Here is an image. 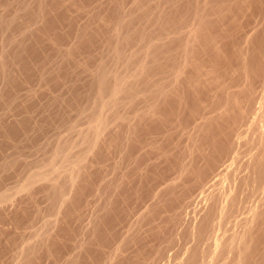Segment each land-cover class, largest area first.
<instances>
[{"label":"rangeland","instance_id":"1","mask_svg":"<svg viewBox=\"0 0 264 264\" xmlns=\"http://www.w3.org/2000/svg\"><path fill=\"white\" fill-rule=\"evenodd\" d=\"M140 1L141 0H139V1L137 0V2L140 3L139 5H141ZM147 1H148V3H147ZM173 1H175V0H172V2ZM180 1L181 2H179V0L177 1L179 3H176L175 4L176 7H175L172 4L170 5L171 2L170 1L167 2V0H146V1L142 0V2L145 3V4L143 3L144 5H142V8H144V10H145L143 12L142 11L143 9L141 10L139 8L138 3H136V6L138 5L137 8H139L140 10L135 8L134 4H135L136 0H0V15H1L0 16V71H1L0 72V126L1 127L0 128L2 129V131L0 129V173H1L0 174V178H1L0 179V196L8 195V201L5 202L4 204H3V202H1V204H0V264H11V263L12 264H14V263L15 264L16 263L17 264H21V263L22 264H32V263L33 264H77V262H78V264H114V263L115 264L116 263H118V264H128V263L129 264H139V263L140 264H145V263L146 264H156V263L157 264H191V263L192 264H205V263H207V264H213V263L214 264H223V263L224 264H229V263L235 264L233 262L236 258L235 256H237L235 253L236 251L231 253V251H233V250L229 251V248L227 249V246L229 244L231 245V243H232V241H231L232 239L230 238V237H232V236H230L233 234L232 232H234V233H238V231L241 232L240 229L243 228V226H244L243 223H244V220L247 216L243 215V217H242L244 219L243 220L239 216L240 215L239 214V215H237V218H235L236 220L234 219L231 223H228V226L226 224L225 226H227L230 230L228 228H226L225 226H224L225 230H222L221 228L224 229V227L223 226L220 227L221 225H220L219 221H215L213 224L214 227L211 228L212 231L213 230L215 231V233L213 232L214 236L212 234V231H210V229H209L210 232L207 231L206 232L207 234L205 233V236L206 235L207 236L206 237L203 236L202 240L200 239L201 242H198L199 240L197 238L193 237L192 232H196V230H198L197 225L199 224V221H201L200 220L202 217L201 214L204 212L205 208H207V204H205L206 201L203 199L204 198L203 195H201L202 191L198 190V188L196 186H193L194 184L196 185L195 178L193 176H191L192 178H190V177H189V179L187 178V180L185 178L186 182L184 181V177L181 180L179 179L180 169H181L180 163L181 162H184V163L190 162L189 161L190 158H188L189 154L187 155V152L185 150V149L189 148V146L192 144L190 141V137H189L190 133L194 132V127L196 126L197 123L200 124L203 122V120H204L203 118L206 114H207L206 117L213 116L214 113L216 114V113H218V111L220 112L222 110V109H220V107L217 105V102H216L217 98L219 96H221V93L217 92V89L213 90V89H210L211 87L207 88V86H206L205 89H199V90L197 89L199 92L197 90L195 92H193L194 89L190 90L191 86L188 85V80H189L188 79L187 81L184 80V82H182L180 85H178V87H180V89L177 87V94H175V96H177V97H175V96L169 97L166 100L165 99L161 100L160 98H157V99L155 98L154 101H156L157 105L150 98L148 101H138L137 100V102H135V104L134 103H128V100H125L126 102L125 101H123V102H125L126 104L124 105V103L122 102L121 103L122 106L120 105L117 111H112V110L108 109V111L106 110L108 112V115H107V112H104L106 114V117L108 118V120L110 122L109 123L110 125L108 126L109 128L105 129L103 131V133L101 134V142H103V144L100 142L101 144H99L97 146V148H95L94 150H92L88 153L87 149H84V148H86V146L83 144V142L82 143L79 142L81 140V138H80L81 136H80L79 132L81 133V131H85L86 129H88V127L91 125L92 120H93L92 115H91L92 111H93L92 110V108H93L92 104L94 103V99H95L94 97H95L96 91H95V87L92 84L93 82L91 81V79H92L90 76L91 71L98 69L99 65L103 62L107 63V64L105 63V66L107 69L111 70L115 67V64H114L115 62L112 61V59H113L112 53L114 51L113 47H115L117 45V42H116L117 40L113 41L114 38L110 39V37L112 36V34H114V32H112V30L115 31L114 29L118 25L119 21L117 20V18L119 19L122 16H125L128 14H133V13H134V17H136L135 20H133L134 18L132 19L133 23L131 22L132 24L130 23L128 25L129 27L125 26V28L123 27L124 30L122 29V33H123L122 37H126V35L128 36L129 34L133 37L132 38L133 42L128 45V48H127V46L124 47V50H123L124 53H131L133 51H136V49L142 50V48H140V46L142 47L143 43L142 44L138 43L140 41L141 36H145L148 38L150 35L153 34L154 37L151 36L149 38H152V39L155 38L156 34L159 32V29H155L157 33L154 32L155 30H153V33H152V28L153 29L157 28L155 26V24H156L155 19L158 20V18H159V20H160V21H158L159 23H163V22L165 23V21H166V24H162V25L166 26L165 28H168L166 30V32L171 31L169 29H172L171 33L176 32L178 34H180V33L182 34V32H183L182 35L181 34L178 35L182 38V40H179L177 42H173L172 44L170 43L166 46L167 48L166 47L163 48L164 51L167 50V51H165V52H167V54L169 52L168 55L173 56L175 50L177 48L178 49L181 48L185 44V41L188 39L189 35L191 34L189 31L190 27H191L190 25H191V23H193L191 21L195 17L194 11L197 10V9H195V5L198 4L199 6L200 5L202 6L204 4V2H207L209 5L208 7L209 8L213 7V8L212 9L207 8V10H209L210 12L206 11L207 12L206 18L207 17H209V18L205 20V23L207 20L208 21L206 24L203 23V25H201V29L200 28L198 29L201 36H199V38L196 39V41H195V44H196V46L198 45V47L195 48L196 50L194 51V55H196V59H198V63L200 64L201 68H203V70H205V71L207 69H208L207 71L213 70V71H217L218 73L220 72L221 74L223 72L226 73L225 69L228 68V64L230 61H225L224 57L221 58V62H219L220 60L216 59V58L215 59L211 58L212 60L209 59L210 54L209 55H208V53L206 54V50L209 49L208 46H209L210 38L211 37L216 38V39H217V37L219 38V43L221 45H223L222 47L224 48V51L229 52V54L226 55V56H228V59H229L231 57V56L229 57V55H231L232 51H233V46H236L237 42H238V45L241 42V36L240 35H241L242 31L244 30V27L249 26L248 28L249 29L251 28L250 30H253V28L255 30V29H257L256 27H258L257 25H260V23H258V22H261L262 19H264V17L262 18V16L264 15V12H263L264 11V9H263L264 4H262L263 3L262 0L261 1L260 0H256V1L252 0V1H254V3H252L251 0H247L248 1L247 3H249V2L250 3L247 4L245 7H249V9L245 8L243 6L242 2H240L239 0L238 1L237 0H232V1L214 0V2H212L213 0H211V1L210 0H208V1L204 0V2L202 0H201L202 2H199L200 0L199 1L198 0H194V1L193 0H189V1L188 0H180ZM165 2H167V4ZM184 2H186V3H184ZM119 4L121 6H119ZM158 4H160L159 7H158ZM254 4H255V7H254ZM116 5H117V7H116ZM122 5H123V7H122ZM155 5L158 8V10H156V11H154L156 8ZM165 5L167 6V9H166ZM198 5H197V7H198ZM220 5H223L224 7L223 6L221 7ZM226 5H228L229 7ZM118 6H119V8H118ZM192 6H194V7H192ZM261 6H263L262 7L263 10L261 9ZM161 7L163 8V11H161L162 10V9H160ZM250 7H251V9H250ZM256 7H258V9ZM133 8H135V9L133 10ZM220 9H222V10L220 11ZM259 9L262 10L263 15H262V13H260L261 10H259ZM120 10L121 11L123 10L122 15H121ZM172 10L175 14L172 12ZM214 10H215V13H214ZM250 10H251V13H250ZM159 11H161V14H162L161 19L159 16ZM187 11H189V12H187ZM237 11H238V13H237ZM148 12H149V14H147ZM216 12H217V14H216ZM209 13H211V14L208 16ZM230 13L232 15H230ZM146 14H147L148 18L153 15L151 17V19L154 17L153 21L148 20V18H146L147 19L146 20L145 19ZM150 14H151V16H150ZM182 14H184V15H182ZM157 15H158V18H156ZM192 15H194V17ZM218 15H220L221 17ZM222 15H224V16L226 15V16L225 17L223 16L224 17L223 18ZM12 16H13V18H12ZM175 16H177V17H175ZM191 16H192V19H191ZM240 16H242V18ZM170 17H172V19ZM253 18H255L254 19L255 21L253 20ZM178 19H179V21H178ZM215 19L216 20L224 19L225 21L223 20L222 23H223V25L226 24L225 25L226 27L223 26L224 28H219L217 25L218 23H217V21H215ZM241 19H242V21H241ZM189 20L191 22L190 24L187 23V21H189ZM150 21L152 22L151 31H150V28L148 27L149 23H147ZM180 21H181V23H180ZM231 21H234V22H231ZM182 22H183V25H182ZM239 22L241 23V25ZM153 23H155L154 26H153ZM213 23H214V25H213ZM233 23H234V25H233ZM115 24H117V25H115ZM143 24H145V25H143ZM184 24H186V25H184ZM106 25H108V26H106ZM111 25L113 26V28H111ZM150 25H151V23H150ZM175 25H178V26H175ZM232 25H233V27H232ZM236 25H239L242 28L238 30V28H240V27L236 26ZM130 26H131V28H130ZM132 26H134V27L132 28ZM215 26H217V27H215ZM254 26H256V27H254ZM106 27H109V28L107 29ZM145 27H147V28L145 29ZM184 27H186V28L184 29ZM235 27H236L237 31H235L236 29H233ZM260 27H261V25L258 28H260ZM144 29H145V31H144ZM213 29H215V30H213ZM249 29H245V30H249ZM125 30L127 31V33ZM173 30H175V31H173ZM245 30L243 31V33L248 32V35H251L250 31H245ZM223 31H226V32L224 33ZM143 32L146 34H144ZM221 32H222V34H219ZM212 33H213V35H212ZM252 33H253V31H252ZM147 35H149V36H147ZM238 35L240 38L236 37ZM88 36H89V38H88ZM134 36H135V38H134ZM172 36H173L172 34L169 35V37H172ZM228 36H231L232 38H228ZM113 37H114V35H113ZM225 38H227V39H225ZM237 38H238V40L240 39V41H237L236 40ZM12 39H13V42L11 43L10 40H12ZM134 39L136 41L137 40L138 41L136 42ZM231 39L232 40L235 39L236 43H234ZM145 40L147 41V39H145ZM114 42H116V44H114ZM198 42H200V44ZM134 43L136 44V46ZM146 44H144V45H146ZM180 44H182V46ZM170 45L173 46V47H171V49H174L171 51V53L169 51L171 49L168 50V48H170ZM137 46H139V47H137ZM206 46L208 48H206ZM225 47H227V48H225ZM133 48H134V50H133ZM4 50H6V51H4ZM179 50H176V51L179 52ZM67 51L73 52V55H70V57H68L66 54ZM21 53H23V54H21ZM222 59H223V61H222ZM151 60L152 59H150V61ZM163 60L164 59L160 60L157 64L159 65L158 67H160L161 64L164 65L168 61L167 66H164V69L158 68V67L156 68V67H154L152 61L149 62L148 65H149V67L151 66L150 67L151 70L149 71V69H148V71L151 73H149L147 71L148 74L151 75V76H149V78L152 77L153 79H156V80L160 78L159 79L160 82L162 80H163V82L165 80H169L165 77L166 74L162 75V76L165 75L164 76L165 78L162 80H161V78H163V77L160 74H157V73H162L159 70L164 71L166 69H169L171 66H173V65L169 64V60L167 58H166V60H164L165 63ZM217 61H218V63H217ZM224 61H225V63H222ZM170 62H172V61H170ZM173 62H172V64H174ZM226 62L228 64H226ZM159 63H161V64H159ZM209 63L211 65H209ZM225 64H226V67H225ZM231 64L232 65L234 64V62H232V59H231ZM222 65H224V67H222ZM220 66L224 69H221ZM110 67H112V68H110ZM152 67L156 68V69L152 70ZM209 68H212V69H209ZM219 68H220V70H219ZM123 69H124L123 64H120L117 66V70L122 72ZM222 70H223V72H222ZM152 72H154L156 75H153L154 73H152ZM227 72H228V70H227ZM224 73L222 75H220V77L223 78L222 80L223 81L226 80L225 82H227V83L231 81L228 84H231V83L234 84V82H232L233 77H232V79L229 80L228 78H231L230 76L229 77L227 76V75H229V73L228 74H224ZM155 76H157V78ZM223 76H225V77L227 76V78H225ZM188 78H189V76H188ZM205 78H207V77H205ZM224 78H225V80H224ZM227 79H228V81H227ZM162 83H160V84H162ZM166 83L170 86L168 81ZM141 85H139V86L141 87ZM186 85H187V87H186ZM92 87H93V89H92ZM188 87H189V89H188ZM234 88L231 90L232 91L238 90V87H234ZM208 89H210V90H208ZM259 89L262 91H260L258 89H257V91H259L260 93L263 92L262 87H260ZM191 91H192V93H191ZM203 92H205V93H203ZM259 92H257L256 94L260 95ZM207 95L209 97H207ZM211 96H212V98H211ZM223 96H224V94L220 98V100H222V102H223V98L225 99L226 95L224 97ZM215 98H216V101H215ZM158 100L160 102L159 105H158V103H159ZM199 100H201V102L202 101L203 102L201 103ZM198 102H199V104H198ZM214 102H216V106H214L215 105ZM152 103H154V104H152ZM174 103L176 106H174ZM195 103H197V104H195ZM150 105H153V108H154V106H156L155 107V108H157L156 112L159 111L157 113H159L158 114L159 116L161 115L160 116L161 120L158 119L157 117H156V119L154 117V120L157 121V119H158V120H160V123H158L159 121L156 122L154 120H153V123L151 122L152 120L146 121L145 117L149 118V119L153 118V117L152 118L149 117L151 115V113H149V112L152 111V106H150ZM133 106H134V108H132ZM147 106H149V107L147 108ZM199 107H201V108H199ZM257 107H258V105H257ZM191 108H194L195 110L191 109ZM119 109H121V111H119ZM148 109H149V111H146ZM197 109H198V112H200V110H201V112L200 113L196 112ZM144 110H145V112L143 113L142 111H144ZM257 114H259V113H257ZM257 114L254 115V117L258 116ZM154 115H156V114H154ZM183 115H184V117H183ZM114 116L117 118H115ZM198 116H200V117H198ZM143 117H144V119L142 120ZM125 118H126V121H125ZM253 118H252V120H253ZM255 118H257V117H255ZM122 119H124V120H122ZM185 120L188 121V123L186 121L187 124L185 123ZM256 120H258V118ZM179 121L180 122L182 121L181 124ZM247 121L249 122V120H247ZM250 121H251V119H250ZM154 122L157 123V126H156V123H154ZM248 122H245L244 124H243V122H239V124L237 123L238 125L235 123V126L232 125V122L230 124V126L232 125L235 128L238 127L237 128L238 131L242 130L243 133H241V134H243V136H245L243 139L242 138L240 139V141L242 142V143L240 142V146L237 144V148L239 147L238 148L239 150H238V152H236V155H238L240 153L239 151L241 150V152H242V150L244 149V152H242V154L240 153L241 155H238L239 157L241 156L240 158H243L242 161H245L246 158L248 157V155L245 153L248 146H249V149H247V151H246L247 153L251 150V147H252V145H248V143H246V146L244 145L245 142H247V140L249 141L248 138H250V141H251V139H252L251 137H253V134H252L253 129L250 128V124H249L250 122L249 123ZM140 123H143V124H140ZM245 124L246 125L249 124V125H247L248 128H245L246 127ZM239 125H241V126H239ZM128 127H129V129H127ZM192 127H193V129H192ZM117 128H119V129H117ZM4 130H5V132H4ZM135 130L138 133H136ZM132 131H134V132H132ZM185 131H187V132H185ZM210 131H207V132L209 135H211L209 137H212L213 134H211L212 131L211 132ZM248 133H249V135H248ZM153 134H155V135L152 136ZM201 134L202 135L199 137V139L200 138H202V139L201 140L198 139L200 141V143L202 140H203L202 144L203 143L205 144L207 142H209V143L212 142L210 140L212 138H209V139L207 138L208 140H204V139H206V138H204L206 136L204 131ZM145 136L148 139L145 138ZM243 136H241V137H243ZM133 137H134V139H133ZM137 137H140V138H137ZM157 137H159V138H157ZM233 137H234V135H233ZM233 137H232V139L234 140ZM236 137L237 136H235L234 141L239 140V139L236 140ZM187 138L189 140H187ZM158 139H159V141H157ZM213 139H214V136H213ZM76 140H78V141H76ZM131 140H133V141L131 142ZM150 140H152L154 143H152V141H150ZM243 141H244V143H243ZM62 142L64 145L62 144ZM179 142H180V144H178ZM128 143H129V145L127 146ZM58 145H59V147H58ZM138 145L140 146V148ZM165 145H168V146H165ZM181 145H183V146H181ZM185 145H187V146H185ZM207 145L208 144H206L205 146H207ZM242 145H243V147H242ZM63 146H65V149L70 148V149H66V152H68L70 150V152H72L74 159L77 158L79 155H81V153H83V152L87 153V154L83 153V155H84L83 158L85 159L84 161H85L86 166H87L85 168V170H87V172L83 170L84 175L82 177H80L81 179L79 178V180L81 182H78L79 180L76 181L75 184L76 185L78 184L77 185L78 187L76 185L74 187H71L69 185L70 188H68V186H65L67 189L65 191L67 193L66 197L71 200L70 204L65 203L63 205L56 198L55 199L52 198V196L49 194L51 191L50 187H52V186H50V184L53 185L54 183H56L53 186L58 185V184H60V182L63 181L66 174L67 175L71 174V172H70L71 169L70 168H63L62 164L59 162L55 163V165H53V167H55L54 169H60V172L57 173V175H55V174L51 175V172H49V175H51V177L54 175L52 177L54 180L51 178L52 180L48 184L49 186H47L45 184H41V183L36 184L34 187L35 189L32 190V194L27 193L24 189H22L21 187L24 184L23 182H25L33 173H36V171L37 170L39 171L40 169H43L41 171H46V169H47L46 167L50 162L49 160L52 159V156L57 151V149H60L61 147L63 148ZM129 146H131V147H129ZM176 146H177V148H176ZM179 146H181V147H179ZM134 147H136V148H134ZM149 147H150V149H149ZM73 149H74V151H73ZM83 149L87 152H85ZM97 149L100 150L101 152L100 151L98 152ZM143 150H146V151H144V153H143V152H141ZM159 150L164 151V152L166 151L169 154H170V152L172 154L173 153L174 154L173 155L171 154L170 155L171 157L169 156V159H166V158L162 157L163 154L162 153L160 154ZM181 150L183 153L181 152ZM184 150H185V152H184ZM253 150H254V148H253ZM138 151L141 152V154L138 153ZM98 154H101V155H98ZM183 155L184 156L186 155V156L184 157ZM136 156L138 158H136ZM152 156H154L155 158ZM172 156H174V157H172ZM244 156H246V157L244 158ZM177 157H178V159H177ZM224 157H223V159L226 158L225 161L227 163L228 162L231 163L230 157H225V158ZM146 158H148V159H146ZM182 158H184V159H182ZM185 158H187V159H185ZM130 159H134V161L130 160ZM144 159H146V160H144ZM227 159H229L230 161ZM167 160L169 162H167ZM185 160H188V161L186 162ZM88 161H89V163H88ZM3 163L4 164L7 163L6 166ZM135 163L137 165H135ZM177 163H179V164H177ZM45 164H47V165H45ZM145 165L150 166V167H147L149 169L145 168ZM1 166L6 167V169L4 167H1ZM41 167H43V168H41ZM235 167L236 166L234 165L233 168L235 169ZM1 170L3 173L1 172ZM91 170L94 172L91 173ZM89 171H90V173H89ZM141 171H143V172H141ZM145 172H146V174H145ZM169 172H171V173L173 172V173L171 174ZM241 173H242L241 175L244 176L247 172H244V173L241 172ZM168 174H170L171 176H169ZM177 174H178V176H177ZM147 177H148V179H147ZM172 178H175V179L172 180ZM61 179H62V181H61ZM103 179H104V181H103ZM141 179H143V180H141ZM109 182L110 183L113 182L114 183L113 186H115V188L111 186L113 183L110 185ZM169 182H171V183H173V182L177 183L178 182L177 185L181 183L178 186L179 189L177 187L178 191L172 190V191H174L173 195H172V192L170 193V195L166 194L167 198L169 197V199L165 198L166 197L165 196L164 198L167 199V200H164L165 202H163L164 198H162V201L160 202V204H159V202H158V204H155L156 198L154 199L153 196H155V194H157L159 191H162L165 188L164 186H166V183L169 184ZM183 182H185V183H183ZM64 185H62V186H64ZM147 185H149V186H147ZM159 185H161V186H159ZM218 185H219V187L216 185V187H218V188L215 189L216 187H214L213 190L216 194H222V192L221 193L216 192L218 189L219 190L221 189L220 191L223 190V188H220L221 185L220 184H218ZM100 186H101V188H100ZM153 187L154 188L157 187V188L154 189ZM144 188H146V189H144ZM158 188H159V191L156 190ZM194 188H195V190H194ZM140 189L142 191H140ZM185 189H187L188 191ZM251 189H252V187L251 188L248 187L247 191L251 192ZM138 190H139V192H138ZM196 190L200 196L198 195ZM185 192L187 193V195ZM137 194H138V196H137ZM150 195H151V197H150ZM178 195H180L181 197L180 196L178 197ZM189 197H191V198L189 199ZM194 197H196V198H194ZM198 197H199V200L201 202L198 200ZM200 197H203V198L201 199ZM171 198H173L174 201ZM76 199L79 200V202ZM145 200H147V201H145ZM151 200H153V201H151ZM178 201H181V202L183 201V202L181 203ZM150 202H151V204H150ZM167 202H168V205H166ZM192 202H194V203L192 204ZM53 203H55V204H53ZM178 204H182V206L181 205L179 206ZM57 205H58V207H57ZM67 205H69V206H67ZM73 205H74V207H73ZM78 205H80V206L78 207ZM105 206H106V208H105ZM156 206H158V207H156ZM183 206H184V208H183ZM68 207H70V208H68ZM55 208H57V209H55ZM71 208H72V210H71ZM155 208H157V209H155ZM197 208L198 209L200 208L199 209L200 211L196 210ZM181 209H183V210H181ZM152 210H154V211H152ZM148 211H149V214H148ZM178 211H179V214L176 213ZM193 211L194 212L196 211V212L193 213ZM76 213H78V214H76ZM180 213H182V214H180ZM143 214H145L144 217L142 216ZM164 214H165V216H163ZM185 214L187 216L184 217ZM156 215H157V217H156ZM173 215L174 216L175 215H177V216L182 215V216L181 217L176 216L177 220L175 221L173 219L174 220V222H173V220L171 218V216H173ZM79 216H80V218H79ZM188 216H189V219H188ZM241 216H242V214H241ZM176 217H174V218L176 219ZM191 217H194V218L192 219ZM138 218H139V220H138ZM152 218L156 222H158L157 223L158 225L157 224L155 225L156 222ZM178 219H180V220H178ZM237 219H239V220H237ZM161 220H162V222H161ZM168 220H170V221H168ZM183 220H185V221H183ZM145 221L147 223H145ZM234 221H235V223H234ZM237 221H238V223L236 225ZM239 221H241L242 224ZM140 222H141V224H140ZM179 222H182V223H179ZM232 223H234V224H232ZM148 224H150V225H148ZM177 224L179 227L180 226L181 227L179 228L177 226ZM238 224L241 226L243 225L242 228ZM170 225L173 227H171ZM164 226L167 228V230L165 228H163ZM154 227L156 229H154ZM232 227H233V229H232ZM132 228H134V229H132ZM152 230H154V231H152ZM226 230H228L229 232ZM234 230H236L237 232H235ZM164 231H167L168 233L164 232ZM180 231L181 232L184 231V233H181ZM263 232L264 231H262L260 234L258 232L257 234L255 233V235H254L257 237L256 239L253 238L254 239L253 244H254V246H256V248L258 246L264 247L263 246L264 241L262 240V239H264V233ZM146 233H147V235H145ZM208 233H211L212 235L208 234ZM55 234H57V235H55ZM133 234H134V236H133ZM185 234H186V236H185ZM225 235H227V236L229 235V236L226 237ZM135 236H137V237H135ZM138 236H140V237H138ZM190 236H192V237H190ZM208 237H209V239H208ZM219 239H220V242L223 241L224 245L226 244L225 245L226 247H224V248H226L228 251H226V252H224L225 250L221 251V248L223 246L218 247V245H220V244H218V245L216 244V243H218ZM229 239L231 242L229 241ZM175 240H176V242H175ZM196 240L198 243L195 242ZM225 240L227 243L229 242L228 245L226 242H224ZM256 240H258V241H256ZM128 241L130 244L128 243ZM138 241H140V242H138ZM141 241H142V243H141ZM255 241L258 243H256ZM260 241H263V243ZM133 242H134V244H133ZM146 242H147V245H146ZM184 243L188 244V246L185 245ZM221 244H222V242H221ZM31 245H32V247H31ZM134 245H136L137 247ZM127 246H128V248H127ZM166 246H168V247H166ZM204 246H205V248H204ZM194 247H197V249ZM121 248H123V249L121 250ZM145 248H146V250H144ZM185 248H186V250H184ZM25 249L27 251L32 250L30 252H33V253H31V255L33 254L34 257H32V256L31 257L32 258L37 257V258L33 259V261L31 258L30 259L31 262H29V259H27L26 255H25L27 253V251H26V253H24ZM102 249L104 250V252ZM159 249H161V250H159ZM193 249L198 250L196 252L197 253L199 252L198 253L199 258L193 256V255L197 254ZM192 250L196 254H193L194 252ZM216 250H218V251H216ZM115 251H117V253H114ZM213 251H215L216 253ZM187 252H188V255H187ZM206 252H209V253H206ZM218 252L220 254H218ZM202 253L205 255V257ZM227 253H229L230 255ZM137 254H139V255H137ZM112 255L113 256L115 255V256L113 257ZM184 255H187L186 258ZM221 255H223L225 257V259L223 256L221 257ZM138 256L142 257V258H139ZM188 256L191 259L194 257L195 258L191 260ZM227 256H228L229 260H228ZM229 256H231V257H229ZM67 257L68 258L71 257V258L68 259ZM110 257L113 258L116 262H114L113 259H111ZM130 257H132V258H130ZM133 257H134V259H133ZM183 257H184V260H183ZM75 258H77L78 261ZM205 258H207L209 261ZM26 259H27V261H25ZM198 259L201 260V262L198 261ZM232 259H233V261H232ZM70 260L71 261L73 260L74 262L76 261V263H73ZM109 260H112V262H114V263H112V262L109 263ZM193 260H194V263H193ZM221 260H223V261H221ZM197 261H198V263H197ZM203 261L205 263H203ZM227 261H228V263H226Z\"/></svg>","mask_w":264,"mask_h":264},{"label":"bare ground","instance_id":"2","mask_svg":"<svg viewBox=\"0 0 264 264\" xmlns=\"http://www.w3.org/2000/svg\"><path fill=\"white\" fill-rule=\"evenodd\" d=\"M139 1V0H138ZM144 1H146V0H144ZM171 2L170 3V5L172 4V5H174L175 7H176V3H179V2H181L180 0H179V2H177L178 0H175V1H173L172 2V0H167V2ZM189 1V0H188ZM194 1V0H193ZM199 1V0H198ZM197 1V2H198ZM203 2H204V0H202ZM201 0L199 1V2H202ZM206 1V0H205ZM208 1V0H207ZM211 1V0H210ZM220 1V0H219ZM229 1H232V0H229ZM238 1V0H237ZM240 2H242V4H243V6L245 7L247 4H249V3H247L248 1L246 0H239ZM245 1V2H244ZM252 1V0H251ZM256 1V0H255ZM261 1V0H260ZM263 1V3L262 4H264V0H262ZM141 2V5H139L140 3H138L137 2V0H136V2H135V8H137V6L139 5V8L144 12L145 10H144V8H142V5H144L145 3L144 2H142V0L140 1ZM153 2V1H152ZM167 2H165L166 4H167ZM187 2V1H186ZM186 2H184V3H186ZM198 2V3H199ZM212 2H214V0L212 1ZM217 2V1H216ZM222 2V1H221ZM226 2V1H225ZM235 2V1H234ZM233 2V3H234ZM258 2V1H257ZM136 3H138V5L136 6ZM144 3V4H143ZM147 3H148V1H147ZM192 3V2H191ZM230 3V2H229ZM232 3V4H233ZM239 3V2H238ZM252 3H254V1H252ZM251 3V4H252ZM261 3V2H260ZM202 4V3H201ZM227 4V3H226ZM231 4V5H232ZM133 5V6H134ZM149 5V4H148ZM162 5V4H161ZM186 5V4H185ZM198 5V4H197ZM197 5H195V9H197L196 11H194L195 12V17H194V15H192L194 18H193V20L191 21V22H193V23H191L190 22V20L189 21H187V23L188 24H190L191 23V27H190V35H189V37H188V39L185 41V44L182 46V44H180L182 47V49L181 48H177L176 50H179V52H177L176 50H175V52H174V54H173V56L172 55H168L169 54V52H168V54H167V52H165V51H167V50H163V48L164 47H166L168 44H172L173 42H177V41H179V40H182V38L180 37V36H178V35H180V34H178V33H176V32H172L171 33V31H172V29H169V30H171V31H167L166 32V30L168 29V28H165L166 26H164V25H162V24H166V21H165V23L163 22V23H159L158 21H160L159 20V18H158V15H157V17L156 18H158V20L157 19H155V23H153V26H154V24H155V26L157 27V28H152L151 26H152V22L150 21V22H147V23H149V28H150V31H151V28H152V33H153V30H155V29H159V32L157 33L156 32V30L154 31V32H156L157 34H156V36H155V38H149V37H154L153 36V34L152 35H147V36H149L148 38L147 37H145V36H141V38H140V41L138 42V43H140V44H142V47L140 46V48H142V50H137L136 49V51H133V52H131V53H124V47H126L127 46V48H128V45L130 44V43H132L133 42V40H132V36L129 34L128 36L126 35V37H122V29L124 30V28H125V26H127V27H129L128 25L132 22L133 23V21H132V19L133 20H135V18L136 17H134V13L133 14H128V15H125V16H122V17H120L119 19L117 18V20L119 21L118 22V25L117 24H115V25H117V27L114 29L115 31H113L112 30V32H114V34H112V36L110 37V39H113V41H115V40H117L116 42H117V45L115 46V47H113L114 48V51H113V56H112V61L113 62H115L114 64H115V67L113 68V69H107L106 68V66H105V63L103 62V63H101L100 65H99V67H98V69H96V70H94V71H91V74H90V76H91V81L93 82L92 84H93V86L95 87V99H94V103L92 104L93 106V108H92V118H93V120H92V123H91V125L88 127V129H86L85 131H81V133L79 132V134H80V138H81V140L79 141V142H83V144L86 146V148H84V149H87V151H88V153L90 152V151H92V150H94L95 148H97V146L99 145V144H103V142H101V134L103 133V131L105 130V129H107V128H109L108 126L110 125L109 123V120H108V118L106 117V114L104 113V112H107L108 111V109H110V110H112V111H117L118 110V108H119V106L121 105V103L123 102V101H125V100H128V103H134L135 104V102H137V100L138 101H148L149 100V98L150 99H152L153 100V102H155L156 103V101H154V99L156 98H160L161 100H163V99H167V98H169V97H173V96H175V94H177V87H178V85H180L182 82H184V80H188V85H190L191 86V88H190V90L191 89H194V91L193 92H195L197 89L199 90V89H205V87L207 86V88H210V89H217V92H220L221 93V96L224 94V96H225V99L223 98V102H222V100H220V98H221V96H219L218 98H217V101H216V98H215V101L217 102V105L220 107V109H222L220 112L218 111V113H214V115L213 116H208V117H206V115L204 116V120H203V122L202 123H200V124H198L197 122V124H196V126L194 127V132L193 133H190V135H189V137H190V141H191V145L189 146V148H187V149H185L186 150V152H187V155L189 154V157L188 158H190V162H187L188 160H185L187 163H184V162H181L180 163V166H181V169H180V176H179V179L181 180V179H183V177H184V181H185V178H186V180H187V178L189 179V177L190 178H192L191 176H193L194 178H195V183H196V185L194 184L193 186H196L197 188H198V190H200V191H202V193H201V195H203V197H200L201 199L203 198L205 201H206V203L205 204H207V208H205V210H204V212L201 214L202 215V217H201V221H199V224L197 225V227H198V230H196V232H192V234H193V237H195V238H197L199 241L198 242H201V240H202V237L203 236H205V233L208 231V232H210V231H212V227H214L213 226V224H214V222L215 221H219V223H220V227H224L226 224H227V226H228V223H231L235 218H237V215H239L241 218L243 217V215H246L247 217L245 218V220H244V226H243V228H242V226L241 225H239V226H241V228L243 229H240L241 230V232H239L238 231V233H234V232H232L231 234L232 235H230V236H232V237H230L232 240V243H231V245L229 246L228 245V243L226 242V240L228 239H226L224 242H226L227 243V245L229 246H227V249L229 248V251H231V250H233V251H231V253L232 252H234V251H236L235 253H236V255L237 256H235L236 258H235V260H234V262L233 263H235V264H264V247H260V246H258L257 248H256V246H254V244H253V242H254V239L253 238H257L256 236H254L255 235V233L257 234L258 232H259V234L262 232V231H264L263 229H264V19H262L263 17H264V15H263V12H262V10L264 9V7L263 6H261V9H262V7H263V9L261 10V9H259V10H261V12L260 13H262V21L261 22H258V23H260V25H261V27L260 28H258L260 25H257L258 27H256V26H254V27H256L257 29H255L254 30V28H253V30H250L248 27H244V30L245 29H249V30H245V31H250L251 33V35H248V32H244L243 33V31H242V33H241V42L239 43V45H238V42H237V45L236 46H233V51H232V54L231 55H229V59H228V56H226L227 54H229V52H227V51H224V48L222 47L223 45H221L220 43H219V38L217 37V39L216 38H210V40H209V49L208 50H206V54L208 53V55L210 54V57H209V59L210 60H212L211 58H213V59H219L220 61L219 62H221V58L222 57H224V59H225V61H230L229 62V64L226 62V64H228V68H226L225 69V71H226V73H224L223 72V70H222V72L224 73V74H228L229 73V75H227L228 77L230 76L231 78H228L229 80L230 79H232V77H233V81L232 82H234V84H228V83H230V82H225L226 80H225V78H227V76L225 77V76H223V77H225L224 78V80L225 81H223L222 79V77H220V75H222L220 72V74L217 72V71H205V70H203V68H201V66H200V64L198 63V59H196V55H194V51L196 50L195 48H197L198 47V45L196 46V44H195V41H196V39H198L199 38V36H201L200 35V33H199V28L201 29V25H203V23L204 24H206L207 23V21H206V23H205V20L206 19H208L209 17H207L206 18V11H209V10H207V8H209L208 6V3L207 2H204V4L201 6H199L198 5V7H197ZM217 5V4H216ZM230 5V4H229ZM257 5V4H256ZM119 6H121L120 4H119ZM119 6H118V8H119ZM150 6V5H149ZM156 6V5H155ZM160 6V4H158V7ZM179 6V5H178ZM182 6V5H181ZM221 7L223 6V5H220ZM226 6H228V5H226ZM237 6V5H236ZM250 6V5H249ZM253 6V5H252ZM116 7H117V5H116ZM122 7H123V5H122ZM146 7V6H145ZM154 7V6H153ZM152 7V8H153ZM164 7V6H163ZM165 7H166V9H167V6L165 5ZM188 7V6H187ZM192 7H194V6H192ZM197 7V8H196ZM224 7V6H223ZM229 7V6H228ZM235 7V6H234ZM233 7V8H234ZM254 7H255V4H254ZM135 8H133V10L135 9ZM139 8H137V9H139ZM147 8V7H146ZM145 8V9H146ZM156 8H157V6H156ZM155 8V10L154 11H156V10H158V8L156 9ZM178 8V7H177ZM176 8V9H177ZM211 9L213 8V7H210ZM209 8V9H210ZM215 8V7H214ZM242 8V7H241ZM245 8H248L249 9V7H245ZM244 8V9H245ZM257 9H258V7H256ZM260 8V7H259ZM139 9V10H140ZM149 9V8H148ZM154 9V8H153ZM160 9H162L161 11H163V8L161 7ZM184 9V8H183ZM194 9V10H195ZM216 9V8H215ZM247 9V10H248ZM250 9H251V7H250ZM253 9V8H252ZM124 10V9H123ZM122 10V11H123ZM132 10V11H133ZM138 10V11H139ZM222 9H220V11H221ZM226 10V9H225ZM239 10V9H238ZM242 10V9H241ZM256 10V9H255ZM51 11V10H50ZM121 11V10H120ZM121 11V15H122V12ZM161 11H159V16H160V19H161ZM180 11V10H179ZM184 11V10H183ZM212 11V10H211ZM24 12V11H23ZM118 12V11H117ZM131 12V11H130ZM135 12V11H134ZM142 12V13H143ZM150 12V11H149ZM149 12L147 13V14H149ZM172 12H173V10H172ZM171 12V13H172ZM187 12H189V11H187ZM210 12V11H209ZM226 12V11H225ZM125 13V12H124ZM129 13V12H128ZM163 13V12H162ZM174 13V12H173ZM181 13V12H180ZM214 13H215V10H214ZM224 13V12H223ZM237 13H238V11H237ZM250 13H251V10H250ZM258 13V12H257ZM17 14V13H16ZM22 14V13H21ZM25 14V13H24ZM46 14V13H45ZM66 14V13H65ZM141 14V13H140ZM144 14V13H143ZM142 14V15H143ZM147 14H146V17H145V19L146 18H148V16H147ZM155 14V13H154ZM175 14V13H174ZM193 14V13H192ZM211 13H209L208 14V16L210 15ZM216 14H217V12H216ZM236 14V13H235ZM234 14V15H235ZM243 14V13H242ZM247 14V13H246ZM249 14V13H248ZM41 15V14H40ZM58 15V14H57ZM108 15V14H107ZM165 15V14H164ZM172 15V14H171ZM182 15H184V14H182ZM187 15V14H186ZM185 15V16H186ZM229 15V14H228ZM230 15H232L231 13H230ZM241 15V14H240ZM1 16V15H0ZM49 16V15H48ZM116 16V15H115ZM119 16V15H118ZM130 16V17H129ZM139 16V15H138ZM150 16H151V14H150ZM153 16V15H152ZM151 16V17H152ZM184 16V17H185ZM192 16H191V19H192ZM218 16H220V15H218ZM224 15H222V17H223ZM226 16V15H225ZM224 16V17H225ZM237 16V15H236ZM18 17V16H17ZM42 17V16H41ZM125 17V18H124ZM127 17V18H126ZM151 17H149L148 18V20H152L153 21V18L151 19ZM175 17H177V16H175ZM183 17V16H182ZM188 17V16H187ZM221 17V16H220ZM223 17V18H224ZM241 18H242V16H240ZM248 17V16H247ZM252 17V16H251ZM258 17V16H257ZM12 18H13V16H12ZM16 18V17H15ZM59 18V17H58ZM116 18V17H115ZM171 19H172V17H170ZM218 18V17H217ZM227 18V17H226ZM260 18V17H259ZM11 19V18H10ZM108 19V18H107ZM170 19V20H171ZM175 19V18H174ZM190 19V18H189ZM213 19V18H212ZM211 19V20H212ZM230 19V18H229ZM245 19V18H244ZM255 18H253V20H254ZM15 20V19H14ZM147 20V19H146ZM224 19H218V20H216L215 19V21H217V25H218V27L219 28H224L223 26H225V25H223V23H222V21H223ZM252 20V21H253ZM13 21V20H12ZM20 21V20H19ZM18 21V22H19ZM178 21H179V19H178ZM177 21V22H178ZM182 21V20H181ZM181 21H180V23H181ZM225 21V20H224ZM241 21H242V19H241ZM247 21V20H246ZM251 21V22H252ZM255 21V20H254ZM257 21V20H256ZM176 22V23H177ZM186 22V21H185ZM231 22H234V21H231ZM10 23V22H9ZM12 23V22H11ZM131 23V24H132ZM150 23H151V25H150ZM174 23V22H173ZM226 23V22H225ZM240 23V22H239ZM13 24V23H12ZM146 24V23H145ZM145 24H143V25H145ZM170 24V23H169ZM215 24V25H216ZM237 24V23H236ZM252 24V23H251ZM114 25V24H113ZM142 25V24H141ZM182 25H183V22H182ZM184 25H186V24H184ZM210 25V24H209ZM213 25H214V23H213ZM229 25V24H228ZM233 25H234V23H233ZM233 25H232V27H233ZM240 25H241V23H240ZM249 25V24H248ZM105 26V25H104ZM106 26H108V25H106ZM164 26V27H163ZM172 26V25H171ZM170 26V27H171ZM175 26H178V25H175ZM236 26H239V25H236ZM246 26V25H245ZM103 27V26H102ZM115 27V26H114ZM124 27V28H123ZM134 26H132V28H133ZM163 27V28H162ZM168 27V26H167ZM174 27V26H173ZM207 27V26H206ZM205 27V28H206ZM215 27H217V26H215ZM226 27V26H225ZM240 27V26H239ZM251 27V26H250ZM6 28V27H5ZM107 29L109 28V27H106ZM111 28H113V26L111 25ZM130 28H131V26H130ZM144 28V27H143ZM147 27H145V29H146ZM182 28V27H181ZM186 27H184V29H185ZM242 27H240V28H238V30L239 29H241ZM145 29H144V31H145ZM174 29V28H173ZM178 29V28H177ZM188 29V28H187ZM218 29V28H217ZM233 29H236V27L235 28H233ZM148 30V29H147ZM213 30H215V29H213ZM219 30V29H218ZM27 31V30H26ZM38 31V30H37ZM126 31V30H125ZM141 31V30H140ZM149 31V32H150ZM158 31V30H157ZM173 31H175V30H173ZM201 31V30H200ZM233 31V30H232ZM235 31H237V29L235 30ZM252 31H253V33H252ZM15 32V31H14ZM89 32V31H88ZM136 32V31H135ZM134 32V33H135ZM207 32V31H206ZM224 33L226 32V31H223ZM35 33V32H34ZM126 33H127V31H126ZM139 33V32H138ZM144 33V32H143ZM186 33V32H185ZM214 33V32H213ZM213 33H212V35H213ZM223 33V34H224ZM237 33V32H236ZM239 33V32H238ZM84 34V33H83ZM103 34V33H102ZM125 34V33H124ZM142 34V33H141ZM144 34H146V33H144ZM151 34V33H150ZM170 34H172L173 36L172 37H169V35ZM182 34H183V32H182ZM181 34V35H182ZM219 34H222V32L221 33H219ZM240 34V33H239ZM88 35V34H87ZM113 35H114V37H113ZM228 35V34H227ZM138 36V35H137ZM203 37V36H202ZM225 37V36H224ZM236 37H239V35L238 36H236ZM13 38V37H12ZM31 38V37H30ZM88 38H89V36H88ZM134 38H135V36H134ZM228 38H232L231 36H228ZM240 38V37H239ZM11 39V38H10ZM14 39V38H13ZM13 39L12 40H10L11 41V43L13 42ZM83 39V38H82ZM145 39H147V41L145 40ZM151 39V40H150ZM186 39V38H185ZM184 39V40H185ZM204 39V38H203ZM225 39H227V38H225ZM50 40V39H49ZM135 40V39H134ZM149 40V41H148ZM183 40V41H184ZM232 40V39H231ZM237 41H240V39L238 40V38L236 39ZM9 41V42H10ZM45 41V40H44ZM52 41V40H51ZM136 41V40H135ZM138 41V40H137ZM136 41V42H137ZM201 41V40H200ZM204 41V40H203ZM234 43H236L235 42V39L234 40H232ZM56 42V41H55ZM116 42H114V44H116ZM135 42V43H136ZM7 43V42H6ZM81 43V42H80ZM134 43V44H135ZM147 43V44H146ZM184 43V42H183ZM199 44H200V42H198ZM225 43V42H224ZM227 43V42H226ZM33 44V43H32ZM144 44H146V45H144ZM202 44V43H201ZM105 45V44H104ZM139 45V44H138ZM226 45V44H225ZM233 45V44H232ZM86 46V45H85ZM134 46V45H133ZM135 46H136V44H135ZM228 46V45H227ZM14 47V46H13ZM111 47V46H110ZM137 47H139V46H137ZM145 49H144V48ZM171 47H173L172 45H170V48H168V50L169 49H171ZM207 46H206V48H208ZM232 47V46H231ZM84 48V47H83ZM108 48V47H107ZM135 48V47H134ZM134 48H133V50H134ZM167 48V47H166ZM165 48V49H166ZM225 48H227V47H225ZM80 49V48H79ZM132 49V48H131ZM147 49V50H146ZM152 49V50H151ZM108 50V49H107ZM145 50V51H144ZM172 50H174V49H171V50H169L170 51V53H171V51ZM232 50V49H231ZM230 50V51H231ZM4 51H6V50H4ZM204 51V50H203ZM202 51V52H203ZM111 52V51H110ZM109 52V53H110ZM128 52V51H127ZM4 53V52H3ZM173 53V52H172ZM231 53V52H230ZM21 54H23V53H21ZM66 54H67V56L68 57H70V55H73V52H69V51H67L66 52ZM106 54V53H105ZM111 54V55H112ZM202 54V53H201ZM203 55V54H202ZM27 56V55H26ZM198 56V55H197ZM205 56V55H204ZM72 57V56H71ZM206 57V56H205ZM208 57V56H207ZM218 57V58H217ZM104 58V57H103ZM166 58L169 60V64L170 65H173V66H169L170 68L169 69H166V70H159V71H161L162 73H157V74H160L161 76L163 75V74H166V78L167 79H169V80H165L166 82L168 81L169 82V84H170V86L165 82H163V80L162 79H164L165 77L164 76H162L163 78H161V82H160V78L159 79H153L152 77L151 78H149V76H151V75H149L148 74V72L151 70L150 69V67H149V62H153V65H154V67H158L159 65L157 64L160 60H162V59H164V60H166ZM201 58V57H200ZM5 59V58H4ZM7 59V58H6ZM16 59V58H15ZM48 59V58H47ZM148 59V60H147ZM150 59H152L151 61H150ZM171 59V60H170ZM173 59V60H172ZM208 59V60H209ZM231 59H232V62H234V64L232 65L231 64ZM163 60V61H164ZM209 60V61H210ZM234 60V61H233ZM106 61V60H105ZM170 61H174L173 63L174 64H172V62H170ZM207 61V60H206ZM222 61H223V59H222ZM225 61L224 62H222V63H225ZM111 62V61H110ZM202 62V61H201ZM109 63V62H108ZM164 63H165V61H164ZM163 63V64H164ZM167 63H168V61H167ZM167 63L166 64H164V65H162L161 63H159V64H161V66L160 67H158V68H163L164 69V66H167ZM211 63V62H210ZM209 63V65H211ZM217 63H218V61H217ZM107 64V63H106ZM120 64H123V66H124V69L122 70V72L121 71H119V70H117V66L118 65H120ZM151 64V63H150ZM226 64H225V67H226ZM9 65V64H8ZM113 65V64H112ZM230 65V66H229ZM113 67V66H112ZM112 67H110V68H112ZM149 67V68H148ZM203 67V66H202ZM212 67V66H211ZM221 67V66H220ZM222 67H224V65H222ZM221 67V69H224V68H222ZM123 68V67H122ZM156 68H153L152 67V70L153 69H156ZM168 68V67H167ZM148 69H149V71H148ZM206 69V68H205ZM209 69H212V68H209ZM37 70V69H36ZM89 70V69H88ZM157 70V71H158ZM217 70V69H216ZM219 70H220V68H219ZM218 70V71H219ZM227 70H228V72H227ZM148 71V72H147ZM156 71V72H157ZM1 72V71H0ZM9 72V71H8ZM12 73V72H11ZM149 73H151V72H149ZM152 73H154V72H152ZM219 75H218V74ZM4 74V73H3ZM195 76H194V75ZM232 76H231V75ZM89 75V74H88ZM153 75H156L155 73L153 74ZM191 75V76H190ZM158 76V75H157ZM157 76H155L156 78H157ZM188 76H189V78H188ZM159 77V76H158ZM187 77V78H186ZM205 77H207V78H205ZM19 78V77H18ZM27 79V78H26ZM228 79H227V81H228ZM159 80V81H158ZM183 80V81H182ZM164 84H163V83ZM160 83H162V84H160ZM187 83V82H186ZM142 84V85H141ZM168 86H166V85ZM228 84V85H227ZM139 85H141V87L139 86ZM165 85V86H164ZM189 86V87H190ZM183 87V86H182ZM186 87H187V85H186ZM189 87H188V89H189ZM234 87H238V90L237 91H232L231 89H233ZM260 87H262L263 88V92H259V91H257V89L258 90H260L259 88ZM179 89H180V87H178ZM92 89H93V87H92ZM210 89H208V90H210ZM235 89V88H234ZM185 90V89H184ZM187 90V89H186ZM197 90V91H198ZM192 91H191V93H192ZM201 91V90H200ZM260 91H262V90H260ZM180 92V91H179ZM199 92V91H198ZM197 92V93H198ZM257 92H259L260 93V95H257L256 93ZM183 93V92H182ZM202 93V92H201ZM203 93H205V92H203ZM216 93V92H215ZM187 94V93H186ZM180 95V94H179ZM200 95V94H199ZM209 95V94H208ZM207 95V97H209ZM215 95V94H214ZM219 95V94H218ZM183 96V95H182ZM223 96V97H224ZM175 97H177V96H175ZM174 97V98H175ZM195 98V97H194ZM211 98H212V96H211ZM210 99V98H209ZM182 100V99H181ZM188 100V99H187ZM194 100V99H193ZM198 100V99H197ZM211 100V99H210ZM183 101V100H182ZM200 102H201V100H199ZM212 101V100H211ZM214 101V100H213ZM126 102V101H125ZM125 102H123L124 103V105L126 104ZM158 102H159V100H158ZM203 102V101H202ZM201 102V103H202ZM216 102H214L215 103V105L214 106H216ZM7 104V103H6ZM152 104H154V103H152ZM160 104V102L158 103V105ZM192 104V103H191ZM195 104H197V103H195ZM198 104H199V102H198ZM56 105V104H55ZM132 105V104H131ZM145 105V104H144ZM147 105V104H146ZM156 105H157V103H156ZM204 105V104H203ZM257 105H258V107H257ZM122 106V105H121ZM150 106H152V111H150L149 113H151V115L149 116V117H153L152 119H149V118H146L145 117V119H146V121L147 120H152L151 122L153 123V120H154V117H155V119H156V117L158 118V119H160L161 117V115L159 116L158 114L159 113H157V112H159V111H157L156 112V109L157 108H155L156 106H154V108H153V105H150ZM174 106H176L175 105V103H174ZM194 106V105H193ZM196 106V105H195ZM198 106V105H197ZM206 106V105H205ZM204 106V107H205ZM55 107V106H54ZM149 106H147V108H148ZM159 107V106H158ZM121 108V107H120ZM131 108V107H130ZM132 108H134V106L132 107ZM140 108V107H139ZM151 108V107H150ZM179 108V107H178ZM177 108V109H178ZM189 108V107H188ZM199 108H201V107H199ZM54 109V108H53ZM137 109V108H136ZM166 109V108H165ZM191 109H194V108H191ZM219 109V108H218ZM217 109V110H218ZM107 110V111H106ZM109 110V111H110ZM138 110V109H137ZM195 110V109H194ZM91 111V110H90ZM119 111H121V109H119ZM146 111H149V109L148 110H146ZM177 111V110H176ZM183 111V110H182ZM143 113L145 112V110L144 111H142ZM196 112H198V109H197V111ZM200 112H201V110H200ZM200 112H198V113H200ZM216 112V111H215ZM209 113V112H208ZM257 113H259V114H257ZM117 114V113H116ZM154 114H156V115H154ZM183 114V113H182ZM195 114V113H194ZM258 115V116H255V117H257L258 118V120H256L257 118H255L254 117V115ZM90 115V116H91ZM107 115H108V112H107ZM158 115V116H157ZM185 115V114H184ZM184 115H183V117H184ZM118 116V115H117ZM146 116V115H145ZM148 116V115H147ZM180 116V115H179ZM255 118H253V117ZM115 117V116H114ZM131 117V116H130ZM198 117H200V116H198ZM115 118H117V117H115ZM124 118V117H123ZM163 118V117H162ZM169 118V117H168ZM252 118H253V120H252ZM120 119V118H119ZM144 119V117L142 118V120ZM157 119V121H159L158 123H160V120H158ZM165 119V118H164ZM189 119V118H188ZM196 119V118H195ZM250 119H251V121H250ZM122 120H124V119H122ZM171 120V119H170ZM169 120V121H170ZM247 120H249V122L247 121ZM121 121V120H120ZM125 121H126V118H125ZM154 121H156V120H154ZM156 121V122H157ZM168 121V122H169ZM186 121L187 120H185V123H186ZM238 121V122H237ZM122 122V121H121ZM131 122V121H130ZM156 122H154V123H156ZM167 122V121H166ZM180 122V121H179ZM182 122V121H181ZM181 122H180V124H181ZM231 122H232V125H234L235 126V123L237 124H239V122H243V124L245 123V122H248L249 124H250V128L251 129H253V137H251L252 139H251V141H250V138H248L249 139V141L247 140V142H245V146H246V143H248V145H252V147H251V150L247 153L246 151H247V149H249V146H248V148L246 149V151H245V153L248 155V157L246 158V160L245 161H242V159L243 158H240L238 155H241L242 154V152H244V149L242 150V152H241V150L239 151L240 153L238 154V155H236V152H238V148H237V144L240 146V139L242 138H244L245 136H243V134H241V133H243L242 132V130L239 132L238 130H237V128L238 127H233L232 125L230 126V124H231ZM125 123V122H124ZM138 123V122H137ZM136 123V124H137ZM150 123V122H149ZM151 123V124H152ZM173 123V122H172ZM175 123V122H174ZM184 123V122H183ZM187 123H188V121H187ZM186 123V124H187ZM3 124V123H2ZM126 124V123H125ZM140 124H143V123H140ZM168 124V123H167ZM237 124V125H238ZM249 124H247V125H249ZM163 125V124H162ZM195 125V124H194ZM242 125V124H241ZM241 125H239V126H241ZM246 125V124H245ZM246 125V127L245 128H248V126ZM120 126V125H119ZM146 126V125H145ZM148 126V125H147ZM155 126V125H154ZM153 126V127H154ZM156 126H157V123H156ZM184 126V125H183ZM182 126V127H183ZM243 126V125H242ZM1 127V126H0ZM144 127V126H143ZM149 127V126H148ZM175 127V126H174ZM234 129H233V128ZM115 128V127H114ZM131 128V127H130ZM156 128V127H155ZM159 128V127H158ZM164 128V127H163ZM240 128V127H239ZM249 128V129H250ZM1 129V128H0ZM117 129H119V128H117ZM127 129H129V127L127 128ZM133 129V128H132ZM167 129V128H166ZM185 129V128H184ZM192 129H193V127H192ZM241 129V128H240ZM125 130V129H124ZM131 130V129H130ZM140 130V129H139ZM146 130V129H145ZM151 130V129H150ZM159 130V129H158ZM181 130V129H180ZM183 130V129H182ZM212 131V133L211 134H213V136H214V139H213V136L212 137H209V136H211V135H209L208 134V132L207 131ZM244 130V129H243ZM1 131H2V129H1ZM138 131V130H137ZM149 131V130H148ZM162 131V130H161ZM170 131V130H169ZM203 131H204V133L206 134V136L204 137V138H206V139H204V140H208L209 138H212V139H210L212 142H207V143H203L202 144V141H201V143H200V141L199 140H201L202 138H200L199 139V137L202 135L201 133H203ZM210 131V132H211ZM4 132H5V130H4ZM123 132V131H122ZM125 132V131H124ZM132 132H134V131H132ZM135 132H136V130H135ZM142 132V131H141ZM147 132V131H146ZM151 132V131H150ZM158 132V131H157ZM183 132V131H182ZM185 132H187V131H185ZM190 132V131H189ZM249 132V131H248ZM106 133V132H105ZM116 133V132H115ZM126 133V132H125ZM136 133H138V132H136ZM140 133V132H139ZM144 133V132H143ZM142 133V134H143ZM149 133V132H148ZM159 133V132H158ZM167 133V132H166ZM250 133V132H249ZM249 133H248V135H249ZM4 134V133H3ZM107 134V133H106ZM123 134V133H122ZM147 134V133H146ZM161 134V133H160ZM171 134V133H170ZM181 134V133H180ZM184 134V133H183ZM246 134V133H245ZM6 135V134H5ZM16 135V134H15ZM149 135V134H148ZM155 134H153L152 136H154ZM162 135V134H161ZM160 135V136H161ZM233 135H234V137H233ZM255 135V136H254ZM159 136V135H158ZM183 136V135H182ZM187 136V135H186ZM235 136H237L236 137V140L237 139H239L238 141H234L235 140ZM240 136V137H239ZM241 136H243V137H241ZM247 136V135H246ZM149 137V136H148ZM156 137V136H155ZM162 137V136H161ZM181 137V136H180ZM232 137L234 138V140L232 139ZM127 138V137H126ZM132 138V137H131ZM137 138H140V137H137ZM144 138V137H143ZM145 138H147L146 136H145ZM151 138V137H150ZM149 138V139H150ZM157 138H159V137H157ZM183 138V137H182ZM208 138V139H207ZM11 139V138H10ZM133 139H134V137H133ZM148 139V138H147ZM186 139V138H185ZM199 139V140H198ZM187 140H189L188 138H187ZM68 141V140H67ZM76 141H78V140H76ZM126 141V140H125ZM133 140H131V142H132ZM150 141H152V140H150ZM157 141H159V139L157 140ZM169 141V140H168ZM182 141V140H181ZM101 142V143H100ZM139 142V141H138ZM189 142V141H188ZM206 142V141H205ZM239 142V143H238ZM74 143V142H73ZM127 143V142H126ZM147 143V142H146ZM152 143H154L153 141H152ZM151 143V144H152ZM242 143V142H241ZM243 143H244V141H243ZM62 144H63V142H62ZM61 144V145H62ZM77 144V143H76ZM82 144V145H83ZM125 144V143H124ZM136 144V143H135ZM139 144V143H138ZM178 144H180V142L178 143ZM206 144H208L207 146H205ZM60 145V144H59ZM59 145H58V147H59ZM64 145V144H63ZM69 145V144H68ZM80 145V144H79ZM129 145V143L127 144V146ZM134 145V144H133ZM149 145V144H148ZM188 145V144H187ZM187 145H185V146H187ZM67 146V145H66ZM107 146V145H106ZM126 146V145H125ZM132 146V145H131ZM131 146H129V147H131ZM135 146V145H134ZM139 146V145H138ZM150 146V145H149ZM165 146H168V145H165ZM181 146H183V145H181ZM181 146H179V147H181ZM14 147V146H13ZM144 147V146H143ZM148 147V146H147ZM159 147V146H158ZM242 147H243V145H242ZM100 148V147H99ZM124 148V147H123ZM134 148H136V147H134ZM139 148H140V146H139ZM152 148V147H151ZM167 148V147H166ZM176 148H177V146H176ZM253 148H254V150H253ZM66 149H70V148H66ZM66 149H65V146H63V148L61 147L60 149H57V151L54 153V155L52 156V159L51 160H49L50 162H49V164L47 165V164H45V165H47V169H46V171H41V170H43V169H40L39 171L37 170L36 171V173H33L25 182H23L24 184H23V186L21 187L22 189H24L27 193H31L32 194V190L33 189H35L34 187H35V185L36 184H39V183H41V184H45V185H47V186H49L48 184L51 182V180L53 179L52 177L54 176H52L51 177V175L52 174H55V175H57V173H59L60 172V169H54L55 167H53V165H55V163H61L62 164V167L63 168H70L71 170H70V172H71V174H66V176L64 177V179H63V181H62V179H61V181L62 182H60V184H58V185H55V186H53L54 184H56V183H54L53 185H51L50 184V186H52V187H50L51 188V191H50V195L52 196V198H56L61 204H65V203H67V204H70V202H71V200L69 199V198H67L66 196H67V193L65 192L67 189H66V187L65 186H68V188H70V186L71 187H74L76 184V181L77 180H79V178L80 177H82L83 175H84V171H86L87 172V170H85V168L87 167L86 166V163H85V159L83 158V153H81V155H79L77 158H73V155H72V152H70V150L68 151V152H66ZM83 149V150H84ZM121 149V148H120ZM125 149V148H124ZM133 149V148H132ZM143 149V148H142ZM149 149H150V147H149ZM156 149V148H155ZM164 149V148H163ZM212 149V150H211ZM242 149V148H241ZM102 150V149H101ZM126 150V149H125ZM128 150V149H127ZM131 150V149H130ZM138 150V149H137ZM158 150V149H157ZM165 150V149H164ZM172 150V149H171ZM174 150V149H173ZM183 150V149H182ZM182 150H181V152H182ZM185 150H184V152H185ZM73 151H74V149H73ZM85 151V150H84ZM87 151H85V152H87ZM96 151V150H95ZM97 151L99 152L100 150H98L97 149ZM103 151V150H102ZM106 151V150H105ZM133 151V150H132ZM144 151H146V150H143V151H141V152H143L144 153ZM160 151V150H159ZM178 151V150H177ZM176 151V152H177ZM80 152V151H79ZM101 152V151H100ZM104 152V151H103ZM127 152V151H126ZM130 152V151H129ZM141 152H139L138 151V153H140L141 154ZM173 152V151H172ZM96 153V152H95ZM153 153V152H152ZM151 153V154H152ZM163 154L162 155V157H164V158H166V159H169V156L172 154L171 152H170V154L169 153H167L166 151L164 152V151H160V154ZM178 153V152H177ZM183 153V152H182ZM84 154H87V153H84ZM156 154V153H155ZM174 154V153H173ZM172 154V155H173ZM180 154V153H179ZM178 154V155H179ZM77 155V154H76ZM98 155H101V154H98ZM154 155V154H153ZM157 155V154H156ZM91 156V155H90ZM139 156V155H138ZM158 156V155H157ZM156 156V157H157ZM184 156V155H183ZM186 156V155H185ZM184 156V157H185ZM230 157V160H231V163H227L226 161H225V157ZM240 158H238V157ZM97 157V156H96ZM135 157V156H134ZM152 157H154V156H152ZM171 157V156H170ZM172 157H174V156H172ZM176 157V156H175ZM179 157V156H178ZM178 157H177V159H178ZM223 157L225 158V159H223ZM246 156H244V158H245ZM136 158H138L137 156H136ZM143 158V157H142ZM155 158V157H154ZM96 159V158H95ZM126 159V158H125ZM135 159V158H134ZM134 159H130V160H133L134 161ZM146 159H148V158H146ZM146 159H144V160H146ZM151 159V158H150ZM176 159V160H177ZM182 159H184V158H182ZM185 159H187V158H185ZM123 160V159H122ZM141 160V159H140ZM143 160V159H142ZM223 160V161H222ZM227 160H229V159H227ZM229 160V161H230ZM5 161V160H4ZM92 161V160H91ZM97 161V160H96ZM166 161V160H165ZM182 161V160H181ZM136 162V161H135ZM147 162V161H146ZM167 162H169L168 160H167ZM166 162V163H167ZM173 162V161H172ZM46 163V162H45ZM88 163H89V161H88ZM134 163V162H133ZM149 163V162H148ZM153 163V162H152ZM161 163V162H160ZM4 164V163H3ZM7 164V163H6ZM6 164H4L5 166H6ZM165 164V163H164ZM177 164H179V163H177ZM43 165V164H42ZM93 165V164H92ZM91 165V166H92ZM135 165H137L136 163H135ZM139 165V164H138ZM169 165V164H168ZM236 166L235 167V169L233 168V166ZM8 166V165H7ZM10 166V165H9ZM176 166V165H175ZM178 166V165H177ZM1 167H4V166H1ZM117 167V166H116ZM147 167H150V166H146L145 165V168H147ZM153 167V166H152ZM151 167V168H152ZM5 169H6V167H4ZM3 168V169H4ZM41 168H43V167H41ZM59 168V167H58ZM93 168V167H92ZM119 168V167H118ZM123 168V167H122ZM154 168V167H153ZM162 168V167H161ZM168 168V167H167ZM170 168V167H169ZM175 168V167H174ZM2 169V168H1ZM95 169V168H94ZM147 169H149V168H147ZM45 170V169H44ZM84 170V171H83ZM98 170V169H97ZM160 170V169H159ZM4 171V170H3ZM12 171V170H11ZM153 171V170H152ZM164 171V170H163ZM174 171V170H173ZM1 172H2V170H1ZM49 172H51V175H49ZM69 172V173H70ZM92 172H94V171H92L91 170V173ZM141 172H143V171H141ZM157 172V171H156ZM175 172V171H174ZM241 172H247L244 176H242L241 174ZM3 173V172H2ZM89 173H90V171H89ZM88 173V174H89ZM163 173V172H162ZM168 173V172H167ZM169 173H171V172H169ZM173 173V172H172ZM171 173V174H172ZM176 173V172H175ZM1 174V173H0ZM6 174V173H5ZM145 174H146V172H145ZM130 175V174H129ZM152 175V174H151ZM155 175V174H154ZM169 176H171L170 174H168ZM86 176V175H85ZM157 176V175H156ZM160 176V175H159ZM158 176V177H159ZM162 176V175H161ZM177 176H178V174H177ZM56 177V176H55ZM122 177V176H121ZM142 177V176H141ZM146 177V176H145ZM149 177V176H148ZM148 177H147V179H148ZM154 177V176H153ZM52 178V179H51ZM164 178V177H163ZM178 178V177H177ZM193 178V179H194ZM1 179V178H0ZM81 179V178H80ZM83 179V178H82ZM145 179V178H144ZM150 179V178H149ZM173 179H175V178H172V180ZM54 180V179H53ZM141 180H143V179H141ZM155 180V179H154ZM103 181H104V179H103ZM146 181V180H145ZM150 181V180H149ZM156 181V180H155ZM162 181V180H161ZM168 181V180H167ZM176 181V180H175ZM178 181V180H177ZM191 181V180H190ZM56 182V181H55ZM78 182H81L80 180L78 181ZM186 182V181H185ZM185 182H183V183H185ZM104 183V182H103ZM113 183V182H112ZM112 183H110L109 182V184L111 185ZM117 183V182H116ZM152 183V182H151ZM178 183V182H177ZM177 183L175 182H173V183H171V182H169V184L168 183H166V186H162L163 188V190L162 191H159V188L158 189H156V190H158L159 192L157 193V194H155V196H153L154 197V199L156 198V203L155 204H158V202H159V204H160V202L162 201V198H164L165 196H166V194H169L170 195V193L172 192V195L174 194V191H172V190H177V187L181 184H178L177 185ZM64 185V186H62V185ZM87 184V183H86ZM164 184V183H163ZM218 184H220L221 185V187L220 188H223V190L222 191H220L219 189L216 191V192H222V194H216L215 192H214V190H213V188L214 187H216V185L219 187V185ZM70 185V186H69ZM78 185V184H77ZM76 185V186H77ZM81 185V184H80ZM114 185V183L111 185L112 187H114L115 188V186H113ZM118 186V185H117ZM126 186V185H125ZM147 186H149V185H147ZM159 186H161V185H159ZM182 186V185H181ZM189 186V185H188ZM43 187V186H42ZM78 187V186H77ZM111 187V188H112ZM144 187V186H143ZM142 187V188H143ZM195 187V188H196ZM218 187H216L215 189H217ZM248 187H252V189H251V192H249V191H247L248 190ZM20 188V189H21ZM47 188V187H46ZM100 188H101V186H100ZM110 188V187H109ZM147 188V187H146ZM146 188H144V189H146ZM154 188V187H153ZM155 188H157V187H155ZM154 188V189H155ZM182 188V187H181ZM184 188V187H183ZM195 188H194V190H195ZM19 189V188H18ZM77 189V188H76ZM75 189V190H76ZM79 189V188H78ZM119 189V188H118ZM178 189H179V187H178ZM184 190V189H183ZM185 190H187V189H185ZM190 190V189H189ZM250 190V189H249ZM110 191V190H109ZM112 191V190H111ZM140 191H142L141 189H140ZM153 191V190H152ZM178 191V190H177ZM188 191V190H187ZM186 191V192H187ZM120 192V191H119ZM138 192H139V190H138ZM145 192V191H144ZM169 192V193H168ZM185 192V193H186ZM196 192H197V190H196ZM6 193V192H5ZM8 193V192H7ZM69 193V192H68ZM116 193V192H115ZM180 193V192H179ZM189 193V192H188ZM198 193V192H197ZM34 194V193H33ZM135 194V193H134ZM144 194V193H143ZM148 194V193H147ZM178 194V193H177ZM196 194V193H195ZM29 195V194H28ZM27 195V196H28ZM186 195H187V193H186ZM198 195H199V193H198ZM33 196V195H32ZM110 196V195H109ZM137 196H138V194H137ZM180 195H178V197H179ZM200 196V195H199ZM150 197H151V195H150ZM152 197V198H153ZM171 197V196H170ZM177 197V198H178ZM181 197V196H180ZM192 197V196H191ZM191 197H189V199L191 198ZM49 198V197H48ZM165 198H167V196L165 197ZM163 199V202H165L164 200H167V199H169V197L167 198V199ZM175 198V197H174ZM194 198H196V197H194ZM103 199V198H102ZM139 199V198H138ZM144 199V198H143ZM172 200H173V198H171ZM188 199V198H187ZM77 200V199H76ZM75 200V201H76ZM81 200V199H80ZM186 200V199H185ZM194 200V199H193ZM198 200H199V197H198ZM8 201V195H2V196H0V204H1V202H3V204L5 203V202H7ZM57 201V202H58ZM78 202H79V200H77ZM110 201V200H109ZM145 201H147V200H145ZM151 201H153V200H151ZM171 201V200H170ZM174 201V200H173ZM184 201V200H183ZM182 201V202H183ZM200 201V200H199ZM54 202V201H53ZM56 202V203H57ZM178 202H181V201H178ZM181 202V203H182ZM186 202V201H185ZM184 202V203H185ZM197 202V201H196ZM195 202V203H196ZM201 202V201H200ZM59 203V204H60ZM88 203V202H87ZM115 203V202H114ZM153 203V202H152ZM170 203V202H169ZM194 202H192V204H193ZM53 204H55V203H53ZM75 204V203H74ZM146 204V203H145ZM150 204H151V202H150ZM154 204V205H155ZM191 204V203H190ZM144 205V204H143ZM166 205H168V202H167V204ZM179 206L181 205L182 206V204H178ZM67 206H69V205H67ZM80 205H78V207H79ZM151 206V205H150ZM164 206V205H163ZM196 206V205H195ZM205 206V205H204ZM57 207H58V205H57ZM73 207H74V205H73ZM77 207V206H76ZM126 207V206H125ZM153 207V206H152ZM156 207H158V206H156ZM166 207V206H165ZM178 207V206H177ZM68 208H70V207H68ZM101 208V207H100ZM105 208H106V206H105ZM104 208V209H105ZM128 208V207H127ZM149 208V207H148ZM160 208V207H159ZM158 208V209H159ZM170 208V207H169ZM168 208V209H169ZM182 208V207H181ZM183 208H184V206H183ZM55 209H57V208H55ZM61 209V208H60ZM76 209V208H75ZM155 209H157V208H155ZM188 209V208H187ZM200 209V208H199ZM198 208L196 209V210H199ZM71 210H72V208H71ZM108 210V209H107ZM145 210V209H144ZM149 210V209H148ZM151 210V209H150ZM180 210V209H179ZM181 210H183V209H181ZM192 210V209H191ZM57 211V210H56ZM75 211V210H74ZM78 211V210H77ZM127 211V210H126ZM152 211H154V210H152ZM160 211V210H159ZM166 211V210H165ZM200 211V210H199ZM79 212V211H78ZM104 212V211H103ZM113 212V211H112ZM147 212V211H146ZM168 212V211H167ZM174 212V211H173ZM188 212V211H187ZM196 212V211H195ZM194 211H193V213H195ZM70 213V212H69ZM102 213V212H101ZM145 213V212H144ZM152 213V212H151ZM177 214H179V211L178 212H176ZM175 213V214H176ZM198 213V212H197ZM55 214V213H54ZM73 214V213H72ZM76 214H78V213H76ZM124 214V213H123ZM122 214V215H123ZM148 214H149V211H148ZM180 214H182V213H180ZM241 214H242V216H241ZM100 215V214H99ZM98 215V216H99ZM144 215L145 214H143L142 216L144 217ZM152 215V214H151ZM200 215V216H201ZM67 216V215H66ZM150 216V215H149ZM163 216H165V214L163 215ZM162 216V217H163ZM174 216V215H173ZM173 216H171V218H172V220L174 219L175 221L177 220V217H181L182 215H179V216H177V215H175L174 217H176V219L173 217ZM185 216H187L186 214L184 215V217ZM192 216V215H191ZM196 216V215H195ZM90 217V216H89ZM154 217V216H153ZM156 217H157V215H156ZM183 217V218H184ZM245 217V216H244ZM79 218H80V216H79ZM140 218V217H139ZM139 218H138V220H139ZM160 218V217H159ZM164 218V217H163ZM192 219L194 218V217H191ZM190 218V219H191ZM153 219V218H152ZM151 219V220H152ZM188 219H189V216H188ZM74 220V219H73ZM101 220V219H100ZM109 220V219H108ZM154 220V219H153ZM157 220V219H156ZM174 220H173V222H174ZM178 220H180V219H178ZM236 220V219H235ZM237 220H239V219H237ZM241 220V219H240ZM70 221V220H69ZM97 221V220H96ZM99 221V220H98ZM141 221V220H140ZM150 221V220H149ZM155 221V220H154ZM168 221H170V220H168ZM183 221H185V220H183ZM191 221V220H190ZM242 221V220H241ZM241 221H239V222H241ZM49 222V221H48ZM66 222V221H65ZM68 222V221H67ZM156 222V221H155ZM160 222V221H159ZM161 222H162V220H161ZM243 222V221H242ZM242 222H241V224H242ZM64 223V222H63ZM143 223V222H142ZM145 223H147L146 221H145ZM153 223V222H152ZM158 222H156L155 223V225L157 224ZM179 223H182V222H179ZM196 223V222H195ZM218 223V224H219ZM234 223H235V221H234ZM234 223H232V224H234ZM237 223H238V221L236 222V225H237ZM97 224V223H96ZM140 224H141V222H140ZM139 224V225H140ZM167 224V223H166ZM165 224V225H166ZM171 224V223H170ZM217 224V223H216ZM101 225V224H100ZM148 225H150V224H148ZM154 225V224H153ZM154 225V226H155ZM158 225V224H157ZM188 225V224H187ZM230 225V224H229ZM116 226V225H115ZM146 226V225H145ZM167 226V225H166ZM171 226V225H170ZM177 226H178V224H177ZM227 226H225L226 228H228ZM87 227V226H86ZM95 227V226H94ZM142 227V226H141ZM149 227V226H148ZM171 227H173V226H171ZM179 227V226H178ZM181 227V226H180ZM179 227V228H180ZM192 227V226H191ZM217 227V226H216ZM225 227H224V229L223 228H221L222 230H225ZM96 228V227H95ZM135 228V227H134ZM134 228H132V229H134ZM150 228V227H149ZM153 228V227H152ZM161 228V227H160ZM163 228H165L166 230H167V228L164 226ZM169 228V227H168ZM189 228V227H188ZM83 229V228H82ZM131 229V230H132ZM154 229H156L155 227H154ZM190 229V228H189ZM188 229V230H189ZM209 229H210V231H209ZM214 229V228H213ZM229 229V228H228ZM232 229H233V227H232ZM137 230V229H136ZM142 230V229H141ZM144 230V229H143ZM150 230V229H149ZM159 230V229H158ZM162 230V229H161ZM181 230V229H180ZM230 230V229H229ZM135 231V230H134ZM152 231H154V230H152ZM173 231V230H172ZM178 231V230H177ZM218 231V230H217ZM220 231V230H219ZM226 231H228V230H226ZM235 232H237L236 230H234ZM132 232V231H131ZM139 232V231H138ZM145 232V231H144ZM164 232H167V231H164ZM181 232V231H180ZM179 232V233H180ZM186 232V231H185ZM213 232L215 233V231L213 230L212 231V234H213ZM229 232V231H228ZM231 232V231H230ZM71 233V232H70ZM137 233V232H136ZM149 233V232H148ZM168 233V232H167ZM181 233H184V231L183 232H181ZM264 233V232H263ZM4 234V233H3ZM115 234V233H114ZM122 234V233H121ZM138 234V233H137ZM140 234V233H139ZM144 234V233H143ZM172 234V233H171ZM207 234V233H206ZM208 234H211V233H208ZM211 234V235H212ZM220 234V233H219ZM226 234V233H225ZM229 234V233H228ZM45 235V234H44ZM53 235V234H52ZM55 235H57V234H55ZM131 235V234H130ZM145 235H147V233L145 234ZM151 235V234H150ZM159 235V234H158ZM175 235V234H174ZM179 235V234H178ZM221 235V234H220ZM129 236V235H128ZM133 236H134V234H133ZM162 236V235H161ZM172 236V235H171ZM176 236V235H175ZM185 236H186V234H185ZM207 236V235H206ZM205 236V237H206ZM213 236H214V234H213ZM226 237H228L227 235H225ZM125 237V236H124ZM135 237H137V236H135ZM138 237H140V236H138ZM153 237V236H152ZM159 237V236H158ZM163 237V236H162ZM161 237V238H162ZM177 237V236H176ZM190 237H192V236H190ZM212 237V236H211ZM217 237V236H216ZM134 238V237H133ZM156 238V237H155ZM214 238V237H213ZM94 239V238H93ZM146 239V238H145ZM158 239V238H157ZM201 239V240H200ZM208 239H209V237H208ZM88 240V239H87ZM133 240V239H132ZM147 240V239H146ZM160 240V239H159ZM170 240V239H169ZM173 240V239H172ZM171 240V241H172ZM186 240V239H185ZM207 240V239H206ZM223 240V239H222ZM261 240V239H260ZM263 241H264V239H262ZM94 241V240H93ZM131 241V240H130ZM166 241V240H165ZM182 241V240H181ZM191 241V240H190ZM228 241V240H227ZM229 241H230V239H229ZM230 241V242H231ZM256 241H258V240H256ZM255 241V242H256ZM263 241H260V242H262L263 243ZM82 242V241H81ZM138 242H140V241H138ZM145 242V241H144ZM173 242V241H172ZM175 242H176V240H175ZM178 242V241H177ZM194 242V241H193ZM196 243H198L197 242V240L195 241ZM209 242V241H208ZM220 242V239L218 240V243H216L217 245L218 244H220V245H218V247H220V246H223L222 248H221V251L223 250H225L224 252H226V251H228L226 248H224V247H226L225 245H224V243H223V241H221L222 242V244H221V242ZM44 243V242H43ZM54 243V242H53ZM85 243V242H84ZM128 243H129V241H128ZM141 243H142V241H141ZM159 243V242H158ZM168 243V242H167ZM187 243V242H186ZM256 243H258V242H256ZM55 244V243H54ZM130 244V243H129ZM133 244H134V242H133ZM138 244V243H137ZM153 244V243H152ZM176 244V243H175ZM185 244V243H184ZM204 244V243H203ZM139 245V244H138ZM146 245H147V242H146ZM171 245V244H170ZM178 245V244H177ZM180 245V244H179ZM185 245H187L188 246V244H185ZM199 245V244H198ZM205 245V244H204ZM210 245V244H209ZM257 245V244H256ZM262 245V244H261ZM34 246V245H33ZM88 246V245H87ZM99 246V245H98ZM133 246V245H132ZM134 246H136V245H134ZM159 246V245H158ZM161 246V245H160ZM196 246V245H195ZM264 246V245H263ZM31 247H32V245H31ZM101 247V246H100ZM137 247V246H136ZM150 247V246H149ZM166 247H168V246H166ZM193 247V246H192ZM210 247V246H209ZM208 247V248H209ZM26 248V247H25ZM76 248V247H75ZM93 248V247H92ZM118 248V247H117ZM127 248H128V246H127ZM141 248V247H140ZM162 248V247H161ZM180 248V247H179ZM188 248V247H187ZM194 248H196L197 249V247H194ZM204 248H205V246H204ZM207 248V249H208ZM47 249V248H46ZM123 248H121V250H122ZM125 249V248H124ZM139 249V248H138ZM158 249V248H157ZM163 249V248H162ZM192 249V248H191ZM194 250L195 252L196 251H198V250ZM103 250V249H102ZM120 250V251H121ZM140 250V249H139ZM144 250H146V248L144 249ZM159 250H161V249H159ZM170 250V249H169ZM173 250V249H172ZM184 250H186V248L184 249ZM188 250V249H187ZM192 250V251H193ZM26 249H25V252L24 253H26ZM30 251H32V250H30ZM29 250L27 251V253L25 254L26 255V257H27V259H29V262H31L30 261V259L32 258V257H34L33 256V254L31 255V253H33V252H30ZM38 251V250H37ZM44 251V250H43ZM143 251V250H142ZM166 251V250H165ZM193 251V252H194ZM201 251V250H200ZM216 251H218V250H216ZM259 251V252H258ZM103 252H104V250H103ZM112 252V251H111ZM124 252V251H123ZM137 252V251H136ZM158 252V251H157ZM189 252V251H188ZM188 252H187V255H188ZM191 252V251H190ZM193 253V254H196V253ZM213 252H215V251H213ZM220 252V251H219ZM218 252V254H220ZM22 253V252H21ZM114 253H117V251H115ZM120 253V252H119ZM118 253V254H119ZM139 253V252H138ZM147 253V252H146ZM149 253V252H148ZM171 253V252H170ZM192 253V252H191ZM199 253V252H198ZM198 253L196 254V255H193V256H195V257H198ZM206 253H209V252H206ZM216 253V252H215ZM107 254V253H106ZM132 254V253H131ZM141 254V253H140ZM145 254V253H144ZM163 254V253H162ZM169 254V253H168ZM173 254V253H172ZM175 254V253H174ZM190 254V253H189ZM203 254V253H202ZM217 254V255H218ZM227 254H229V253H227ZM23 255V254H22ZM117 255V254H116ZM123 255V254H122ZM137 255H139V254H137ZM152 255V254H151ZM187 255H184L185 256V258H186V256ZM191 255V256H192ZM204 255V254H203ZM230 255V254H229ZM234 255V254H233ZM32 256V257H31ZM113 256V255H112ZM115 256V255H114ZM113 256V257H114ZM120 256V255H119ZM118 256V257H119ZM125 256V255H124ZM163 256V255H162ZM192 256V257H193ZM223 255H221V257H222ZM25 257V258H26ZM36 257V256H35ZM54 257V256H53ZM117 257V256H116ZM123 257V256H122ZM139 257V256H138ZM189 257V256H188ZM194 257V258H195ZM204 257H205V255H204ZM212 257V256H211ZM224 257V256H223ZM229 257H231V256H229ZM37 258V257H36ZM36 258H32V261H33V259H36ZM68 258V257H67ZM71 258V257H70ZM70 258H68V259H70ZM111 258V257H110ZM130 258H132V257H130ZM139 258H142V257H139ZM190 258V257H189ZM194 258H192V259H194ZM199 258V257H198ZM203 258V257H202ZM208 258V257H207ZM207 258H205V259H207ZM227 258H228V256H227ZM15 259V258H14ZM27 259L25 260V261H27ZM76 260H77V258H75ZM111 259H113V258H111ZM117 259V258H116ZM119 259V258H118ZM133 259H134V257H133ZM132 259V260H133ZM167 259V258H166ZM188 259V258H187ZM191 259V258H190ZM191 259V260H192ZM212 259V258H211ZM221 259V258H220ZM223 259V258H222ZM224 259H225V257H224ZM18 260V259H17ZM102 260V259H101ZM120 260V259H119ZM131 260V259H130ZM143 260V259H142ZM183 260H184V257H183ZM208 260V259H207ZM216 260V259H215ZM227 260V259H226ZM228 260H229V258H228ZM231 260V259H230ZM69 261V260H68ZM71 261V260H70ZM78 261V260H77ZM113 261L114 262H116L114 259H113ZM124 261V260H123ZM134 261V260H133ZM196 261V260H195ZM198 261H200L201 262V260H199L198 259ZM198 261H197V263H198ZM209 261V260H208ZM221 261H223V260H221ZM232 261H233V259H232ZM71 262H73V263H76V261L74 262L73 260L71 261ZM110 262H112V260H109V263ZM114 262H112V263H114ZM132 262V261H131ZM188 262V261H187ZM192 262V261H191ZM220 262V261H219ZM230 262V261H229ZM108 263V262H107ZM193 263H194V260H193ZM196 263V262H195ZM203 263H205L204 261H203ZM216 263V262H215ZM222 263V262H221ZM226 263H228V261L226 262ZM12 264V263H11ZM15 264V263H14ZM17 264V263H16ZM22 264V263H21ZM33 264V263H32ZM77 264H78V262H77ZM115 264V263H114ZM116 264H118V263H116ZM129 264V263H128ZM140 264V263H139ZM146 264V263H145ZM157 264V263H156ZM192 264V263H191ZM205 264H207V263H205ZM214 264V263H213ZM224 264V263H223ZM230 264V263H229ZM232 264V263H231Z\"/></svg>","mask_w":264,"mask_h":264}]
</instances>
